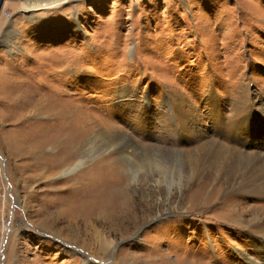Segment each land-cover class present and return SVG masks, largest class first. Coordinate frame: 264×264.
I'll use <instances>...</instances> for the list:
<instances>
[{
  "label": "rangeland",
  "instance_id": "rangeland-1",
  "mask_svg": "<svg viewBox=\"0 0 264 264\" xmlns=\"http://www.w3.org/2000/svg\"><path fill=\"white\" fill-rule=\"evenodd\" d=\"M212 107L260 170L264 0H0V264H264V197L189 178Z\"/></svg>",
  "mask_w": 264,
  "mask_h": 264
},
{
  "label": "bare ground",
  "instance_id": "bare-ground-1",
  "mask_svg": "<svg viewBox=\"0 0 264 264\" xmlns=\"http://www.w3.org/2000/svg\"><path fill=\"white\" fill-rule=\"evenodd\" d=\"M207 99L209 103H220V100L216 95H208ZM181 104H177V106L180 107ZM181 109H178L179 114ZM217 112L219 113L217 107L210 108L207 118L213 128V132L221 135V139L226 141V144L220 143V140L218 139L211 142H199V140H197V135L200 131L198 130V124L194 123L196 120H192L189 117V122L182 120L184 131H188V133L185 134L186 136H189L188 140L190 142L198 141V146L194 150H191L187 156L188 172L191 182L197 179L199 180L208 173L212 175L214 181L215 179L225 180L223 187L217 190L216 194H220L223 190L224 193L239 195V198L252 196L258 199L260 196L264 197V160L262 168L258 170L257 156L252 155V153H247L245 156V151L242 152L231 146L235 140L243 142L244 146H246V142L250 140L252 146V142L254 141L252 140V121L247 118L244 109L237 110L232 116V119L234 120L233 123L237 126L234 127L231 123H227L222 116L220 117ZM236 121L238 122L237 124ZM238 126L239 129H235L238 128ZM256 126H253L254 130L256 129ZM121 136L122 134L119 136H113L106 133H100L94 141V144L101 142L102 146L110 152L109 150L113 149L115 142ZM259 145L262 147L263 143ZM131 160L132 159H130V161ZM84 165L85 161L80 160L76 164L66 167L61 175L67 176L73 174L75 171L80 170ZM195 195L196 194H194V196ZM252 213L255 216L252 219L253 233H255L257 239L264 243V222L259 219L257 216L259 213H255V209H252Z\"/></svg>",
  "mask_w": 264,
  "mask_h": 264
}]
</instances>
